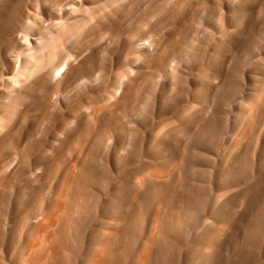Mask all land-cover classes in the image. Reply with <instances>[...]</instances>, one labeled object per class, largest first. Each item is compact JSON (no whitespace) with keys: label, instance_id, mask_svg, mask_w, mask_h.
Here are the masks:
<instances>
[{"label":"rangeland","instance_id":"374dc122","mask_svg":"<svg viewBox=\"0 0 264 264\" xmlns=\"http://www.w3.org/2000/svg\"><path fill=\"white\" fill-rule=\"evenodd\" d=\"M29 21L77 33L0 96V264H264V0H0V90Z\"/></svg>","mask_w":264,"mask_h":264},{"label":"bare ground","instance_id":"6f19581e","mask_svg":"<svg viewBox=\"0 0 264 264\" xmlns=\"http://www.w3.org/2000/svg\"><path fill=\"white\" fill-rule=\"evenodd\" d=\"M18 22L19 18L15 21L12 20V23L9 25L10 33L13 31V28L17 26ZM57 25L58 23L53 21L50 27L40 32L41 34H38L36 33V24L31 21L27 23L25 29L22 31V44L24 48L17 52L15 72L10 76H6L5 80L3 76L4 84L3 88L0 90V96L3 97L2 99H10L12 93L16 92L18 87L35 77L39 72L41 73V71L48 67L60 53L62 54V52L65 51L64 49H66L69 44H73L72 41L77 33L76 30L72 37H67L64 30L60 35H54L50 30L51 27ZM70 28L71 26L69 29ZM64 38L67 39L68 43L62 46L61 43H59V39L62 41ZM61 50L63 51L61 52ZM62 70L59 69L57 72H62ZM43 227L44 226L40 224L38 228L43 230Z\"/></svg>","mask_w":264,"mask_h":264}]
</instances>
